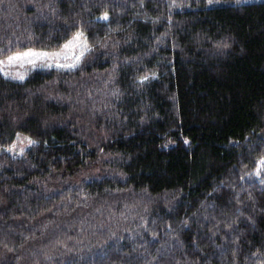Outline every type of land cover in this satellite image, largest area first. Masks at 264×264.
<instances>
[{
	"label": "trees",
	"instance_id": "16d2710c",
	"mask_svg": "<svg viewBox=\"0 0 264 264\" xmlns=\"http://www.w3.org/2000/svg\"><path fill=\"white\" fill-rule=\"evenodd\" d=\"M226 1L0 0V58L90 46L0 71V264H264V0Z\"/></svg>",
	"mask_w": 264,
	"mask_h": 264
},
{
	"label": "rangeland",
	"instance_id": "374dc122",
	"mask_svg": "<svg viewBox=\"0 0 264 264\" xmlns=\"http://www.w3.org/2000/svg\"><path fill=\"white\" fill-rule=\"evenodd\" d=\"M253 1L258 0H232L226 2L247 3ZM216 2L221 3L223 0H208V4ZM77 35H79V40L75 39ZM89 48L90 46L85 34L81 31H77L60 47L55 49L26 48L24 50L8 53L0 58V71L7 78L23 80L35 69L73 68L78 65ZM25 53H30L32 55L25 56ZM16 56H19L20 58L9 62L10 57ZM31 143H33V140L30 137L23 134H17L14 141L8 145L5 150L10 154L17 156L22 154Z\"/></svg>",
	"mask_w": 264,
	"mask_h": 264
},
{
	"label": "snow or ice",
	"instance_id": "6c2138e0",
	"mask_svg": "<svg viewBox=\"0 0 264 264\" xmlns=\"http://www.w3.org/2000/svg\"><path fill=\"white\" fill-rule=\"evenodd\" d=\"M103 18H104V19H107V16L105 15ZM75 39L79 40V35H77V37H75ZM66 47H67V46H66ZM24 55H25V56H28V55H32V54H30V53H25ZM44 55H47V54H44ZM19 58H20L19 56H16V57H10V58H9V62H12V61H14V60H16V59H19ZM21 79H22V77H21ZM260 163H261V164H264V160H262Z\"/></svg>",
	"mask_w": 264,
	"mask_h": 264
}]
</instances>
